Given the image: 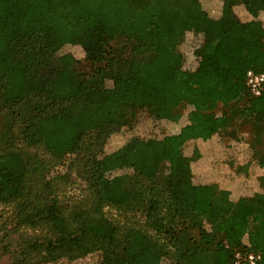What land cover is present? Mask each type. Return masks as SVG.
I'll return each mask as SVG.
<instances>
[{"label":"trees","instance_id":"1","mask_svg":"<svg viewBox=\"0 0 264 264\" xmlns=\"http://www.w3.org/2000/svg\"><path fill=\"white\" fill-rule=\"evenodd\" d=\"M249 70L264 71V0H0L3 264H264V83L252 92ZM219 137L250 169L182 152Z\"/></svg>","mask_w":264,"mask_h":264},{"label":"rangeland","instance_id":"2","mask_svg":"<svg viewBox=\"0 0 264 264\" xmlns=\"http://www.w3.org/2000/svg\"><path fill=\"white\" fill-rule=\"evenodd\" d=\"M254 14H257V10H252ZM91 34H100L102 32V27L94 23L90 27ZM184 66L188 69H194L198 63L197 57L192 52H187L183 58ZM115 96L120 97L122 95V91L117 89L115 90ZM110 106V104L108 105ZM109 108V107H108ZM108 108H103L101 110H97L93 112L91 116V120L89 123H94L98 118L103 116L106 113ZM180 123H164V133L174 132L179 129ZM162 136L161 132L154 133L152 138L149 141L152 149L154 150L155 157L157 159L162 158V150L160 146V137ZM199 149V151L206 155L211 152H215L220 155L222 158H232L240 163H242L246 170L250 169L251 167V160L249 156L243 152L240 143L235 142L234 140L225 139L222 137L217 138L216 140H202V139H190L188 140L182 147V152L187 155H192L195 149ZM230 167L227 162H222L218 169L208 171L209 175H216L217 172L228 173ZM264 171V170H262ZM231 187H234L231 185ZM237 190L240 191H247L244 187H235ZM1 210V206H0ZM112 212V211H111ZM17 237V233H14V238ZM9 260V253L0 251V264H3ZM150 264H161L159 260V256L157 253H152L150 256Z\"/></svg>","mask_w":264,"mask_h":264},{"label":"built area","instance_id":"3","mask_svg":"<svg viewBox=\"0 0 264 264\" xmlns=\"http://www.w3.org/2000/svg\"><path fill=\"white\" fill-rule=\"evenodd\" d=\"M247 78L252 92H254L255 94H259L264 83V71L255 72L253 70H249L247 73ZM249 257L252 263H254V255L251 254Z\"/></svg>","mask_w":264,"mask_h":264},{"label":"crops","instance_id":"4","mask_svg":"<svg viewBox=\"0 0 264 264\" xmlns=\"http://www.w3.org/2000/svg\"><path fill=\"white\" fill-rule=\"evenodd\" d=\"M189 155H190V154H189ZM217 173H218V172H217ZM217 173H216V174H217Z\"/></svg>","mask_w":264,"mask_h":264}]
</instances>
